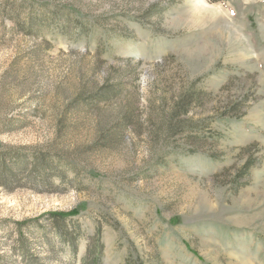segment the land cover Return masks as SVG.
Instances as JSON below:
<instances>
[{"label": "rangeland", "instance_id": "1", "mask_svg": "<svg viewBox=\"0 0 264 264\" xmlns=\"http://www.w3.org/2000/svg\"><path fill=\"white\" fill-rule=\"evenodd\" d=\"M97 232L99 264H264V0H0V264Z\"/></svg>", "mask_w": 264, "mask_h": 264}, {"label": "trees", "instance_id": "2", "mask_svg": "<svg viewBox=\"0 0 264 264\" xmlns=\"http://www.w3.org/2000/svg\"><path fill=\"white\" fill-rule=\"evenodd\" d=\"M244 169H247V166L246 165L244 166ZM78 212H79V208H73L70 211L65 212V213H63V212L53 213V214H51V217H62V218H64V217L69 216V215H75ZM93 244L95 245L96 249L98 250V255L96 256V262H97V264H99L98 263V260H99V256H100L101 251H102V244L100 243L99 232H97V241L96 242H93ZM18 245H20V248H23L24 247V238L22 237V235L19 236ZM72 245H73V247L76 250V247H77L76 244H72ZM21 252L23 253L24 251H21Z\"/></svg>", "mask_w": 264, "mask_h": 264}]
</instances>
